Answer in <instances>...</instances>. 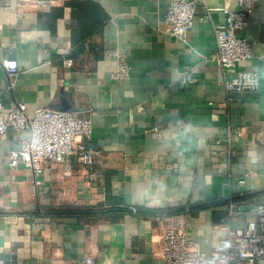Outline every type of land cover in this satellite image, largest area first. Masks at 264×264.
I'll list each match as a JSON object with an SVG mask.
<instances>
[{
	"label": "crops",
	"instance_id": "0c3cea01",
	"mask_svg": "<svg viewBox=\"0 0 264 264\" xmlns=\"http://www.w3.org/2000/svg\"><path fill=\"white\" fill-rule=\"evenodd\" d=\"M52 1L39 11L0 0V100L4 108L24 103L29 115L66 104L89 117L94 161L49 163L35 187L28 170L8 167L9 150L27 133L0 137V264H70L87 255L97 264H164L157 217L172 214L210 255L227 202L264 200V0L238 33L254 57L230 69L214 60L211 24L223 22L222 11L205 19L197 7L182 43L164 23L169 0ZM207 5L237 9L236 0ZM5 61L16 63L11 89ZM118 63L128 66L126 79L112 78ZM241 71L258 73L259 90L226 104L223 82ZM184 73L191 83L181 84Z\"/></svg>",
	"mask_w": 264,
	"mask_h": 264
},
{
	"label": "built area",
	"instance_id": "2783aa9c",
	"mask_svg": "<svg viewBox=\"0 0 264 264\" xmlns=\"http://www.w3.org/2000/svg\"><path fill=\"white\" fill-rule=\"evenodd\" d=\"M39 11L51 7L52 0H22ZM237 9L226 11L207 5V0H169L164 14V23L168 34L175 40L188 43L189 33L196 16L197 7L204 9L205 19H210L213 11H222L225 17L222 23L211 24L214 39V60L222 69H230L240 61L254 57L252 45L238 36L247 26L248 17L260 0H236ZM264 27V14H263ZM112 55L117 56L115 52ZM7 70L9 89L17 76L15 62H3ZM65 68H73L75 63L70 57L62 59ZM129 68L118 63L112 74L114 80L126 79ZM181 84L191 83L188 73L181 75ZM260 78L257 72L241 71L223 82L225 103L228 104L243 93L256 94ZM16 130L27 133L25 140L19 142L8 152V167L12 170L23 167L31 174L35 187L41 184V177L49 163H63L75 158L81 165L91 168L94 151L86 145L92 136L93 125L89 117H76L69 112L41 107L31 115L26 112V105L17 102L4 108L0 100V137L8 131ZM157 131L156 128L153 129ZM243 134L240 129L236 131ZM244 185L245 181H237ZM239 198L243 192L238 194ZM226 219L219 225L221 234L216 237V246L208 255L198 248V242L190 237L186 223L180 214L161 215L157 221L161 230V257L164 264H255L264 261V200L245 205L241 201L229 200L226 204ZM242 218L241 226H231L226 220ZM70 264H97L93 256L87 255Z\"/></svg>",
	"mask_w": 264,
	"mask_h": 264
},
{
	"label": "trees",
	"instance_id": "16d2710c",
	"mask_svg": "<svg viewBox=\"0 0 264 264\" xmlns=\"http://www.w3.org/2000/svg\"><path fill=\"white\" fill-rule=\"evenodd\" d=\"M78 16H79V14H78ZM79 20L82 21V23L84 24V20H83V18L79 17ZM89 23H90V22H88V24H89ZM98 31H99V30H98ZM70 58H71V57H70ZM233 201L237 202V201H240V200H238V198H236V199H233ZM52 211L54 212V214L57 213L56 210H50L51 213L49 212L48 214L53 215ZM62 213H63V212H62ZM172 215H175V214H172Z\"/></svg>",
	"mask_w": 264,
	"mask_h": 264
},
{
	"label": "water",
	"instance_id": "95a60500",
	"mask_svg": "<svg viewBox=\"0 0 264 264\" xmlns=\"http://www.w3.org/2000/svg\"><path fill=\"white\" fill-rule=\"evenodd\" d=\"M64 106H65V107H64V109H62V110H64V111H65V110H67V109H66V104H65Z\"/></svg>",
	"mask_w": 264,
	"mask_h": 264
}]
</instances>
